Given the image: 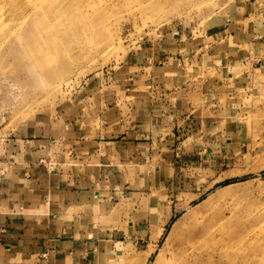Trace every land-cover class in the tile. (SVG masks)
<instances>
[{"label":"rangeland","instance_id":"374dc122","mask_svg":"<svg viewBox=\"0 0 264 264\" xmlns=\"http://www.w3.org/2000/svg\"><path fill=\"white\" fill-rule=\"evenodd\" d=\"M234 1L0 0V183L12 178L16 150L27 140L49 139L41 164L65 168L72 151L64 141H53L73 126L80 132L95 125L85 102L88 86L146 84L154 42L172 32L208 37ZM49 33L60 44L49 49L47 61L37 49ZM245 121L235 126L231 144L224 140L212 151L187 155L156 150L154 157L140 159L138 171L122 173V196L112 197L117 204L107 225L120 229L113 240L125 247L109 259L141 264L160 220L173 210L150 261L161 251L168 255L172 244L166 236L186 212L174 208L187 199L183 204L190 201V208L208 203L216 227L227 234L229 245L218 251L229 259L226 264H264V111L253 108Z\"/></svg>","mask_w":264,"mask_h":264},{"label":"crops","instance_id":"0c3cea01","mask_svg":"<svg viewBox=\"0 0 264 264\" xmlns=\"http://www.w3.org/2000/svg\"><path fill=\"white\" fill-rule=\"evenodd\" d=\"M226 16L206 38L172 32L154 42L146 84L88 86L95 125H72L53 141L72 151L65 168L41 164L49 139L16 150L13 179L0 183V264H116L109 258L125 246L107 216L122 196V173L156 150L187 155L231 144L235 126L253 108L264 111V0H235Z\"/></svg>","mask_w":264,"mask_h":264},{"label":"bare ground","instance_id":"6f19581e","mask_svg":"<svg viewBox=\"0 0 264 264\" xmlns=\"http://www.w3.org/2000/svg\"><path fill=\"white\" fill-rule=\"evenodd\" d=\"M48 17L50 18V16ZM44 22L47 23L46 17L44 18ZM50 22L49 24H51ZM37 24L38 22L35 20V25ZM44 35L45 38L40 39V43H38L37 53L49 61L52 50L56 49V46L60 44V40L57 35L50 33ZM22 48H24L23 45ZM190 203L189 201L177 209L179 211L185 208L186 212L182 213L172 223L166 236L168 237V242L172 244L169 253L167 252L168 255L164 251H161L159 254H156L153 261H150V257L154 251L152 247L141 264H226L229 261L223 254H218L219 249L223 245H229V242H227V239H224V236L227 234L221 228L216 227V219L209 214L208 203H201L194 208H190ZM160 235L161 232L159 230L156 235V240L159 239Z\"/></svg>","mask_w":264,"mask_h":264}]
</instances>
